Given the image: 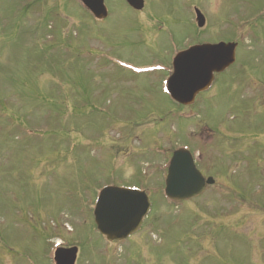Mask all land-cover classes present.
Here are the masks:
<instances>
[{"label":"rangeland","instance_id":"374dc122","mask_svg":"<svg viewBox=\"0 0 264 264\" xmlns=\"http://www.w3.org/2000/svg\"><path fill=\"white\" fill-rule=\"evenodd\" d=\"M144 1L106 0L96 21L77 0H0V264H54L57 247L76 248L75 264H264V109L245 114L233 95L264 87V0ZM213 40L237 45L216 85L226 106L206 94L177 106L164 90L173 56ZM222 123H256L258 158L225 153ZM179 147L215 185L171 203ZM105 187L151 203L120 242L94 224Z\"/></svg>","mask_w":264,"mask_h":264},{"label":"water","instance_id":"95a60500","mask_svg":"<svg viewBox=\"0 0 264 264\" xmlns=\"http://www.w3.org/2000/svg\"><path fill=\"white\" fill-rule=\"evenodd\" d=\"M96 20L107 18L105 0H78ZM135 11L144 7L143 0H124ZM196 23L203 27L205 20L196 11ZM237 45L219 43L199 45L177 54L172 63L173 72L166 83V92L178 103L186 104L200 91L207 90L213 73L223 72L235 60ZM264 95V91H263ZM214 183L204 179L197 171L189 152L173 153L164 181V195L173 202H182L199 196L205 186ZM150 212V202L144 192L114 187L104 188L98 195L94 211V224L108 242H120L137 233L143 219ZM77 249H57L55 264H75Z\"/></svg>","mask_w":264,"mask_h":264},{"label":"flooded vegetation","instance_id":"af4514ba","mask_svg":"<svg viewBox=\"0 0 264 264\" xmlns=\"http://www.w3.org/2000/svg\"><path fill=\"white\" fill-rule=\"evenodd\" d=\"M125 4L126 2L124 0H122ZM144 1V0H143ZM106 2V0H105ZM127 5V4H126ZM144 6H145V1H144ZM127 7L130 9V10H133L135 11L134 9L130 8L128 5ZM144 8V7H143ZM143 10V9H142ZM140 10V11H142ZM140 11H135V12H140ZM196 11H198L196 8L193 9V13L195 15ZM107 17H108V12H107ZM107 19V18H106ZM95 20V19H94ZM105 20V19H104ZM97 21V20H96ZM103 21V20H102ZM194 22H196V15H195V18H194ZM196 37V36H195ZM193 40H191L190 43H192ZM219 43H225L227 44L225 41L223 40H213V41H209V43H202L201 45H205V44H208V45H217ZM196 44L192 45V44H189V46L187 48H185L184 50H188L189 48L191 47H195ZM237 49V48H236ZM182 50V51H184ZM178 53V52H177ZM177 53L173 56V59L177 56ZM179 54V53H178ZM236 54V52H235ZM173 59L171 61V68L169 70V75L168 77L172 74V62H173ZM236 62H237V57L235 56V60H234V63L228 67L227 69H225L223 72H220V73H213V77H212V81H211V85L210 87L205 90V91H200L198 93H196L192 98L191 100H189V102H187L186 104H181V103H178V102H175L173 101L177 106L179 107H191L193 106L197 99L202 95V94H206L207 96L204 98V99H207L208 101H211L213 99V101H215L217 103L216 107H218L219 104H223L224 106H226L225 104V100L221 101L222 99V94H217L216 93V85L218 84V78L224 74L227 70L233 68L235 65H236ZM247 77H242V80H246ZM244 83V82H243ZM239 85V84H238ZM261 84H259V88H254V99L251 100V97L248 98L249 96L246 94L245 92V95H242L241 93L239 94V92L237 91L238 89L235 88L234 90H236V93H234L233 95H235V98L236 100H238V97L239 99L243 96L247 97L246 100L244 99H241L242 101L245 102L244 104V113L247 114V113H250V108L251 106L253 107V109H251L253 111V114L256 115L261 109H264V106L261 105V100L263 101V105H264V95H263V91H264V87H260ZM166 89V87H165ZM164 89V90H165ZM233 89V88H232ZM231 91V89L229 90ZM244 91H253L251 88H247V89H244ZM166 92V90H165ZM251 95V94H250ZM168 96V95H167ZM169 97V96H168ZM236 100H232L230 101V103H227L228 105L230 104V106H234V107H240L242 108V104L240 103H236L237 101ZM221 101V102H220ZM240 101V100H239ZM256 104V106H255ZM255 106V107H254ZM257 107V108H256ZM218 125V124H217ZM219 126H215L214 129L216 130V132L218 134H221L223 137H227V138H230L231 141L227 144V146L225 147L224 151L225 153L229 154L231 153V150H230V146L231 144L233 145L234 149L238 147L239 151H237V154L241 155L243 153H247V151H249V149H251V151L253 150V156L250 158V159H253V158H258L257 156V151H255L256 148H254L256 145H254V139H256V135H257V127H256V123H236V124H233V123H226V125H224V123H222L221 125V128ZM209 129H207L206 131H208ZM216 146V145H215ZM213 146V147H215ZM185 150L187 152L190 153L192 159H193V163L195 165V168L197 169V166H198V161L195 159V151H193V148H191V150L189 149H186L184 147H179L177 148L176 150ZM260 159V158H259ZM197 171L200 173V171L197 169ZM201 174V173H200ZM202 175V174H201ZM203 177V175H202ZM205 180L206 179H209L211 177H203ZM213 179V178H212ZM214 181V179H213ZM215 185V181L212 185H209V186H205V189L204 191L208 188V187H213ZM203 191V192H204ZM199 197V196H197ZM60 248H63V249H67V248H64V247H60Z\"/></svg>","mask_w":264,"mask_h":264}]
</instances>
